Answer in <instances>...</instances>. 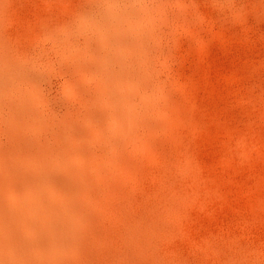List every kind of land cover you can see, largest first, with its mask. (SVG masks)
I'll return each mask as SVG.
<instances>
[{"label":"rangeland","instance_id":"374dc122","mask_svg":"<svg viewBox=\"0 0 264 264\" xmlns=\"http://www.w3.org/2000/svg\"><path fill=\"white\" fill-rule=\"evenodd\" d=\"M56 156L66 263L264 264V0H0V203Z\"/></svg>","mask_w":264,"mask_h":264},{"label":"bare ground","instance_id":"6f19581e","mask_svg":"<svg viewBox=\"0 0 264 264\" xmlns=\"http://www.w3.org/2000/svg\"><path fill=\"white\" fill-rule=\"evenodd\" d=\"M130 113L132 114L130 110L125 113L126 130L129 122H132L131 126L134 125L133 118L137 112L133 114V121L130 119L127 122L129 117L131 118ZM130 131L127 132L128 135L131 134ZM52 158V167L48 162L35 163L36 168L26 172L27 178L30 179L23 189L31 194L33 176L50 192L56 193L55 200L33 187L38 210L27 198L28 193H25L22 202L14 199L7 203L8 205L0 203V264H68L64 259L65 254H72V258L79 259V240L87 233H84L82 228L89 212L87 185L76 179L68 181L56 177L53 173L55 169L66 171L62 162L64 158ZM72 174L77 176L78 171L75 170ZM20 209L23 210L21 214ZM7 217L15 222L10 223ZM78 262L76 261L77 264Z\"/></svg>","mask_w":264,"mask_h":264}]
</instances>
